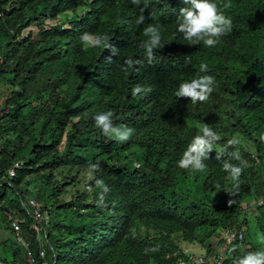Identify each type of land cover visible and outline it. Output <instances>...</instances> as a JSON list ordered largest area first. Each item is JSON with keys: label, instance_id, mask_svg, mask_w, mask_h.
<instances>
[{"label": "trees", "instance_id": "obj_1", "mask_svg": "<svg viewBox=\"0 0 264 264\" xmlns=\"http://www.w3.org/2000/svg\"><path fill=\"white\" fill-rule=\"evenodd\" d=\"M214 2L233 28L205 47L177 32L181 0H148L147 7L145 0H0V219L9 228L8 211L22 218L36 263L10 238L0 241V261L40 264L44 250L51 264H176L181 242L207 251L218 227L244 225L243 240L228 248L237 250L226 251L223 264H233L257 251L249 223L262 233L264 251V0ZM140 15L145 23L137 25ZM148 24H159L165 46L152 64L123 71L126 58L144 60ZM85 32L108 35L116 53L83 43ZM203 74L216 81L206 102L176 98L181 82ZM137 84L153 91L133 97ZM109 110L116 126L134 129L127 142L96 126L94 116ZM205 123L227 151L221 159L211 151L203 171L179 168ZM231 139L237 143L228 146ZM223 160L242 168L232 194L223 189L234 188ZM95 180L110 189L103 204ZM31 198L47 215L40 241L26 214Z\"/></svg>", "mask_w": 264, "mask_h": 264}, {"label": "clouds", "instance_id": "obj_2", "mask_svg": "<svg viewBox=\"0 0 264 264\" xmlns=\"http://www.w3.org/2000/svg\"><path fill=\"white\" fill-rule=\"evenodd\" d=\"M155 2L159 3L160 0H155ZM181 2L186 6L181 7L176 15V28L177 32L182 34L184 41L188 45L203 43L205 47H214L220 42L221 37L232 31L233 22L231 18L220 10L214 0H181ZM131 3L140 5L141 0H131ZM147 3L148 0H145V7H147ZM230 6V3L223 5L224 8H229ZM149 18L155 19V14L149 13ZM144 23L145 17L143 15L137 17V25ZM143 34L147 37L142 45L145 50L144 60L133 59L131 57L126 58L122 66L123 71L127 72L129 69L139 71V68L136 66L142 67L145 62L152 64L155 61L154 50L162 49L165 46L161 40L159 24H148L144 27ZM80 39L90 47L104 48L109 50L113 55L116 53L115 46L110 42L111 38L106 34L97 35L85 32L81 34ZM185 62L190 63L191 57H186ZM208 67L207 63L201 62L199 72L205 73ZM215 84L216 81L213 76L207 74L198 75L190 81L181 82L174 94L176 98H188L193 104L206 102L214 92ZM152 91V86L137 84L132 88L131 94L133 97H136L143 96ZM113 117L114 113L111 110L101 112L94 116L95 124L105 136L116 140L118 143L127 142L131 138L134 129L123 125L116 126L113 123ZM200 132L201 134L193 137L191 143L188 144L181 158L177 161L179 168L191 170L194 173L203 171L207 167L205 161L210 159L209 153L211 151L215 150L217 159H221L224 152L227 151V148L217 149L221 136L209 124L205 123ZM260 140L264 142V135L260 137ZM236 143L237 140L235 139L228 140L227 142L228 146ZM230 155L240 160L239 153H231ZM98 167V164L90 165L92 169H98ZM222 169L228 173L234 185L233 189H223L232 194V191L238 190L241 184L242 168L239 165L231 163L230 160H223ZM95 184L102 189L98 195L99 202L103 204L105 194L110 189L104 184L103 180H95ZM217 188L220 189V186L217 185ZM87 190L92 191L91 187H87ZM231 203L232 201L229 200L228 204L231 205ZM236 250V246L228 249L229 252H235ZM233 264H264V251H248L246 254L233 259Z\"/></svg>", "mask_w": 264, "mask_h": 264}, {"label": "built area", "instance_id": "obj_3", "mask_svg": "<svg viewBox=\"0 0 264 264\" xmlns=\"http://www.w3.org/2000/svg\"><path fill=\"white\" fill-rule=\"evenodd\" d=\"M10 175H14V171L10 170ZM262 204L263 200H259ZM254 203L250 202L248 207L252 206ZM26 214L31 218L32 222L30 227L35 231L36 238L40 241V232L43 228V223L47 219L46 213L42 210V205L35 199H28L26 206ZM6 218L9 222V231L12 233L13 240L18 244L23 250L25 259L29 263H36L35 257L29 248L28 240L23 236L22 233V218H19L12 214L11 211L6 213ZM245 226H228V227H218L215 233L210 237L207 244L209 245V250L201 254H193L188 252L186 249L182 250L178 261L176 264H223L226 258V251L234 242H240L244 238ZM44 250L39 251L40 264H51L44 259ZM0 264H12L11 262L4 263L0 261Z\"/></svg>", "mask_w": 264, "mask_h": 264}, {"label": "rangeland", "instance_id": "obj_4", "mask_svg": "<svg viewBox=\"0 0 264 264\" xmlns=\"http://www.w3.org/2000/svg\"><path fill=\"white\" fill-rule=\"evenodd\" d=\"M60 20H63V17L60 18ZM31 29L33 31L36 30V27H31ZM2 86V83L0 81V87ZM1 97V96H0ZM131 161H133L134 159L133 158H130ZM137 163V161H136ZM29 186V185H28ZM30 190H31V187H30ZM12 195L11 192H9V196ZM27 196L30 197V193H27ZM68 197V196H67ZM42 199H44V197H41L40 200L42 201ZM242 200H244V198H242ZM51 202V201H50ZM50 202L48 203V205L50 204ZM252 203H254L255 201L252 199L251 200ZM253 213V212H251ZM250 211H245L244 212V216L245 217H249L250 216ZM4 222L1 221L0 219V228H2V230H0V241H3V240H6L7 238H10L13 240V236H12V233L9 231V229H7L8 227H4ZM248 227H249V232L251 233V235L249 236L254 245H256V250L257 251H261V248H262V245H263V235L262 233H260V231H254L255 228H252V225L249 223L248 224ZM9 239V240H10ZM14 242H11V240L7 243V246L5 247V253L7 254L6 256L11 260L12 258V251H13V248L15 247L14 246ZM181 245V248H180V252L184 249H186L188 252L190 253H193V254H201V253H204V251L202 250L201 246L198 244L197 241H193V242H187V241H183L180 243ZM64 249V247H63ZM0 254H2V249L0 248Z\"/></svg>", "mask_w": 264, "mask_h": 264}, {"label": "crops", "instance_id": "obj_5", "mask_svg": "<svg viewBox=\"0 0 264 264\" xmlns=\"http://www.w3.org/2000/svg\"><path fill=\"white\" fill-rule=\"evenodd\" d=\"M0 230H2V228H0ZM200 245V244H199ZM201 246V245H200ZM202 248V247H201ZM202 250H204L203 248H202ZM2 255H3V251H2Z\"/></svg>", "mask_w": 264, "mask_h": 264}]
</instances>
